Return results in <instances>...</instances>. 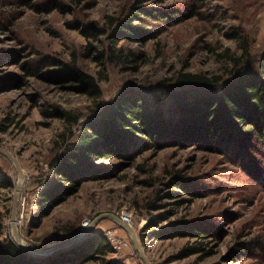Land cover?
Instances as JSON below:
<instances>
[{
    "label": "rangeland",
    "instance_id": "obj_1",
    "mask_svg": "<svg viewBox=\"0 0 264 264\" xmlns=\"http://www.w3.org/2000/svg\"><path fill=\"white\" fill-rule=\"evenodd\" d=\"M130 1L30 0L20 4L0 0V145L15 156L24 176L17 233L25 243L47 249L80 234L99 214L111 213L128 217L150 264H264V147L225 145L211 151L196 145L164 146L144 149L129 162L115 156L97 158L104 164L106 177L81 183L37 227L28 226L47 161L61 135L77 128L75 122L49 115L53 105L81 119L119 88L171 80L180 72L228 77L234 59L240 57L237 33L247 36L251 59L264 50V0H162L155 4L180 8L192 4L196 13L169 25L148 22L158 32L144 42L118 41L142 51L141 59L129 64L133 66L101 65L91 54L104 44V34L86 36L76 25L91 21L95 28L105 29L109 17L119 14ZM47 57L72 62L95 77L98 71L104 72L105 79L98 81L101 95L92 98L36 74L55 69L44 65L50 62ZM0 169L12 183L11 188L0 189V236L12 238L9 211L16 176L2 155ZM174 176L185 182L187 191L168 190ZM160 216H164L161 221L146 229L147 217ZM179 221L196 223L206 236L155 238L148 234ZM67 227L73 229V236ZM94 232L111 244L106 259L142 264L127 234L113 220L99 219L84 235ZM141 233H147L142 244ZM193 243L201 250L180 254ZM83 264H98V260Z\"/></svg>",
    "mask_w": 264,
    "mask_h": 264
},
{
    "label": "trees",
    "instance_id": "obj_2",
    "mask_svg": "<svg viewBox=\"0 0 264 264\" xmlns=\"http://www.w3.org/2000/svg\"><path fill=\"white\" fill-rule=\"evenodd\" d=\"M160 1L131 0L119 14L109 17L105 29L95 28L91 21L76 25L86 36L104 34V44L95 49L91 58L101 65L133 66L129 64L141 59L142 51L117 44L118 41L144 42L158 32L156 27L147 25L148 22L157 25L162 21L169 25L196 13L192 4L183 8L155 4ZM16 2L28 4L30 0ZM236 36L240 38V57L234 59L228 77L180 72L171 80L133 85L132 89L119 88L102 105L95 104L91 114L81 119H78L79 115L53 105L49 115L75 122L77 128L75 132L61 135L60 142L56 143L57 149L47 161L41 186L35 194L28 226L37 227L41 218L76 193L81 183L106 177L104 164L95 161L97 158L115 156L120 162H129L144 149L164 146L196 145L211 151L222 150L225 145L236 149L264 147V50L251 59L247 36L238 33ZM46 60L50 62L44 65L52 64L55 69L36 74L67 84L92 98L101 95L98 81L105 79L104 72L98 71L95 77L72 62L54 57ZM168 183V190L175 187L187 191L185 182L179 177H171ZM11 187L9 177L0 169V189ZM146 206L153 209L150 203ZM162 217H147L146 229ZM65 229L70 235L74 234L71 227ZM148 234L155 238L206 236L192 221L167 223ZM146 235H139L141 244ZM200 250L193 243L185 246L180 254ZM111 251L99 232L86 234L73 244L46 255L26 252L11 237L0 236V264H83L90 260H98V264H123L118 259L105 258ZM236 251L239 250L236 248Z\"/></svg>",
    "mask_w": 264,
    "mask_h": 264
},
{
    "label": "water",
    "instance_id": "obj_3",
    "mask_svg": "<svg viewBox=\"0 0 264 264\" xmlns=\"http://www.w3.org/2000/svg\"><path fill=\"white\" fill-rule=\"evenodd\" d=\"M0 155L6 157L11 162V164L13 166V170L15 172V176H16L15 182L13 183V194H12V198H11V205H10V211H9V226H10V230H11L12 239L20 249H22L26 252H29L31 254H34V255H46V254L54 251L55 249L65 247V246L71 245L74 242H76L82 235H84L87 231H89L91 229V227L94 225V223H96L99 219L109 218V219L113 220L117 224L118 227H120L121 229H123L125 231V233L127 234L128 238H129V241L132 245V248L136 252L141 263L142 264H150L147 257L145 256L135 234H134L132 227L130 225H128L126 222H121L117 218V216H115L111 213L99 214L95 219L92 220L91 224L86 229H84L80 234H77L76 236L72 237L68 241L61 242V243L56 244V245L49 247L47 249L36 248L34 246H31V245L25 243L22 240V238L19 236V234L17 233V229H16V225H15V220L17 217V203H18V198H19L21 182L23 180V173H22L21 167H20L17 159L15 158V156L10 151H8L6 148H4L1 145H0Z\"/></svg>",
    "mask_w": 264,
    "mask_h": 264
},
{
    "label": "built area",
    "instance_id": "obj_4",
    "mask_svg": "<svg viewBox=\"0 0 264 264\" xmlns=\"http://www.w3.org/2000/svg\"><path fill=\"white\" fill-rule=\"evenodd\" d=\"M117 218L121 221V222H126V223H129V219H128V217L126 216V215H121V216H117ZM109 245V244H108ZM111 245V244H110ZM109 245V246H110ZM110 248H111V246H110Z\"/></svg>",
    "mask_w": 264,
    "mask_h": 264
},
{
    "label": "bare ground",
    "instance_id": "obj_5",
    "mask_svg": "<svg viewBox=\"0 0 264 264\" xmlns=\"http://www.w3.org/2000/svg\"><path fill=\"white\" fill-rule=\"evenodd\" d=\"M23 179H24V176H23ZM23 181V180H22ZM21 184H22V182H21ZM130 222V221H129ZM131 223V222H130ZM128 225H130L129 223H127Z\"/></svg>",
    "mask_w": 264,
    "mask_h": 264
}]
</instances>
